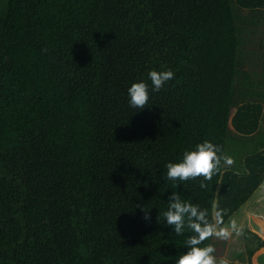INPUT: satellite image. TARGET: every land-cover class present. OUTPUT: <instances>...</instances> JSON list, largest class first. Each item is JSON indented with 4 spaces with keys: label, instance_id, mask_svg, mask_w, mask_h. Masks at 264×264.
<instances>
[{
    "label": "trees",
    "instance_id": "obj_1",
    "mask_svg": "<svg viewBox=\"0 0 264 264\" xmlns=\"http://www.w3.org/2000/svg\"><path fill=\"white\" fill-rule=\"evenodd\" d=\"M205 140L233 163L168 181ZM262 184L264 0H0V264H177L173 192L224 224Z\"/></svg>",
    "mask_w": 264,
    "mask_h": 264
},
{
    "label": "clouds",
    "instance_id": "obj_2",
    "mask_svg": "<svg viewBox=\"0 0 264 264\" xmlns=\"http://www.w3.org/2000/svg\"><path fill=\"white\" fill-rule=\"evenodd\" d=\"M174 76V72L170 69L150 71L148 77L151 87L148 83L141 81L133 83L128 89L130 107L144 109L149 102L150 93H159L169 81L174 79ZM221 151L219 146L208 140L197 144L194 150L185 151L182 159L178 162L167 163L166 179L173 182H184L198 177L211 180L218 171L222 159L227 164L233 163L230 157H222ZM200 187L205 188L206 184L202 182ZM170 199L172 202L168 204L167 211L162 213L167 224L174 226L175 233L181 235L187 217V228L193 233L185 240V245L190 246V250L187 254L179 257L177 264H228V261L224 259L217 261L214 255L216 250L212 245L205 247H200V245L213 236L228 238L231 235L229 228L241 234L242 229H238L236 222L233 220L228 227H220L223 224L220 212L216 213V222L212 223L208 220L207 209H202L198 204H193L190 201L182 200L176 192H173ZM136 207L141 206L136 205ZM148 214L149 212H145V218Z\"/></svg>",
    "mask_w": 264,
    "mask_h": 264
},
{
    "label": "crops",
    "instance_id": "obj_3",
    "mask_svg": "<svg viewBox=\"0 0 264 264\" xmlns=\"http://www.w3.org/2000/svg\"><path fill=\"white\" fill-rule=\"evenodd\" d=\"M233 220L238 229H242V233L238 234L229 228L231 235L228 238L215 236L212 246L216 250L214 255L217 261L224 259L228 261V264H250V262L252 264H264V247L259 249L250 259L247 239L243 232V229L250 230L264 240V184L220 227H228ZM236 245L243 247V249L234 250L230 248ZM221 250L226 251L223 253L225 255L220 254ZM232 252L235 253V256L230 259Z\"/></svg>",
    "mask_w": 264,
    "mask_h": 264
},
{
    "label": "rangeland",
    "instance_id": "obj_4",
    "mask_svg": "<svg viewBox=\"0 0 264 264\" xmlns=\"http://www.w3.org/2000/svg\"><path fill=\"white\" fill-rule=\"evenodd\" d=\"M230 248H233L234 250H238V249L240 250V249H243V247H239V246H237V245H236V246H231ZM224 252H226V251L221 250L220 254H221V255H225V254H223ZM234 256H235V253L232 252V253L230 254V259H231L232 257H234ZM228 259H229V258H228Z\"/></svg>",
    "mask_w": 264,
    "mask_h": 264
}]
</instances>
